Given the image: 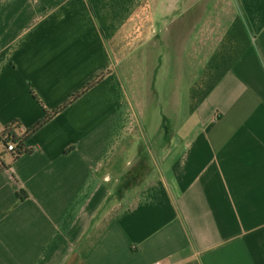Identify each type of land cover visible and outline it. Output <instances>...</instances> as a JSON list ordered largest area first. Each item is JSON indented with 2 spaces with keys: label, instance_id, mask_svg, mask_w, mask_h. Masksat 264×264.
Wrapping results in <instances>:
<instances>
[{
  "label": "crops",
  "instance_id": "crops-1",
  "mask_svg": "<svg viewBox=\"0 0 264 264\" xmlns=\"http://www.w3.org/2000/svg\"><path fill=\"white\" fill-rule=\"evenodd\" d=\"M106 72L0 170V264H264V0H0V134Z\"/></svg>",
  "mask_w": 264,
  "mask_h": 264
},
{
  "label": "trees",
  "instance_id": "trees-1",
  "mask_svg": "<svg viewBox=\"0 0 264 264\" xmlns=\"http://www.w3.org/2000/svg\"><path fill=\"white\" fill-rule=\"evenodd\" d=\"M109 72L103 73L84 86L79 92L73 95L66 103L52 112L45 111L42 120L28 130H23L20 122L14 121L6 126L0 134V170L8 171L11 163L20 159L22 156L30 154L31 150L26 148V141L49 123L54 117L65 111L68 107L78 101L81 97L87 94L90 90L100 84ZM38 101V99L36 98ZM39 102V101H38ZM40 103V102H39ZM12 145L13 150L8 151V146ZM7 156L9 162L6 164L3 158ZM19 201H24L27 195L24 191L19 190L17 193Z\"/></svg>",
  "mask_w": 264,
  "mask_h": 264
},
{
  "label": "built area",
  "instance_id": "built-area-1",
  "mask_svg": "<svg viewBox=\"0 0 264 264\" xmlns=\"http://www.w3.org/2000/svg\"><path fill=\"white\" fill-rule=\"evenodd\" d=\"M7 150H8V151L13 150V146H12V145H9ZM155 264H161V263H155Z\"/></svg>",
  "mask_w": 264,
  "mask_h": 264
},
{
  "label": "rangeland",
  "instance_id": "rangeland-1",
  "mask_svg": "<svg viewBox=\"0 0 264 264\" xmlns=\"http://www.w3.org/2000/svg\"><path fill=\"white\" fill-rule=\"evenodd\" d=\"M189 16H191V14H190ZM188 19H191V17H187V18H186V21H187ZM171 24H174V25H173V28H172V29H174V28L176 27V25H175L176 23L173 22V23H171Z\"/></svg>",
  "mask_w": 264,
  "mask_h": 264
}]
</instances>
